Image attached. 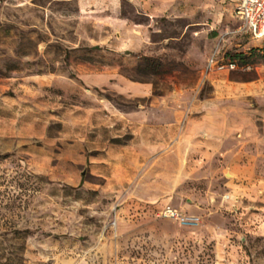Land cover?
<instances>
[{
    "label": "rangeland",
    "instance_id": "rangeland-1",
    "mask_svg": "<svg viewBox=\"0 0 264 264\" xmlns=\"http://www.w3.org/2000/svg\"><path fill=\"white\" fill-rule=\"evenodd\" d=\"M234 1H0L4 258L264 264V38Z\"/></svg>",
    "mask_w": 264,
    "mask_h": 264
},
{
    "label": "built area",
    "instance_id": "built-area-1",
    "mask_svg": "<svg viewBox=\"0 0 264 264\" xmlns=\"http://www.w3.org/2000/svg\"><path fill=\"white\" fill-rule=\"evenodd\" d=\"M234 13L254 37L264 38V0H235ZM229 66L233 68L235 64L230 63ZM158 215L187 228L197 227L201 223L200 216L170 206Z\"/></svg>",
    "mask_w": 264,
    "mask_h": 264
},
{
    "label": "trees",
    "instance_id": "trees-1",
    "mask_svg": "<svg viewBox=\"0 0 264 264\" xmlns=\"http://www.w3.org/2000/svg\"><path fill=\"white\" fill-rule=\"evenodd\" d=\"M0 1H3V0H0ZM29 230H15L12 234V238L14 240H22L23 241V253L25 252L26 250V241H27V236L29 234L28 232ZM23 233H26V235ZM3 248H1L0 246V264H23L24 263V258L23 257H19V253H13V257H6L4 258L5 254L3 253ZM5 259V260H4Z\"/></svg>",
    "mask_w": 264,
    "mask_h": 264
},
{
    "label": "crops",
    "instance_id": "crops-1",
    "mask_svg": "<svg viewBox=\"0 0 264 264\" xmlns=\"http://www.w3.org/2000/svg\"><path fill=\"white\" fill-rule=\"evenodd\" d=\"M235 2V1H234Z\"/></svg>",
    "mask_w": 264,
    "mask_h": 264
}]
</instances>
